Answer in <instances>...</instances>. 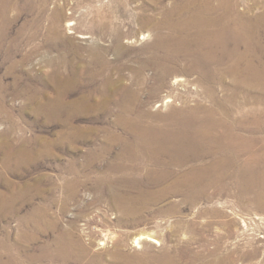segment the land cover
<instances>
[{
  "label": "rangeland",
  "instance_id": "rangeland-1",
  "mask_svg": "<svg viewBox=\"0 0 264 264\" xmlns=\"http://www.w3.org/2000/svg\"><path fill=\"white\" fill-rule=\"evenodd\" d=\"M0 264H264V0H0Z\"/></svg>",
  "mask_w": 264,
  "mask_h": 264
},
{
  "label": "bare ground",
  "instance_id": "bare-ground-1",
  "mask_svg": "<svg viewBox=\"0 0 264 264\" xmlns=\"http://www.w3.org/2000/svg\"><path fill=\"white\" fill-rule=\"evenodd\" d=\"M227 20V19H226ZM203 21V20H202ZM209 22V21H208ZM192 23V22H191ZM204 23V22H203ZM213 23V22H212ZM212 25V24H210ZM188 26V25H187ZM203 26V25H202ZM212 27V26H211ZM215 27V26H214ZM217 27V26H216ZM177 29V28H176ZM193 30V29H192ZM205 30V29H204ZM214 30V29H213ZM171 31V30H170ZM201 31V29H200ZM216 31V30H215ZM178 32V31H176ZM199 32V31H198ZM237 33L240 35V37L238 39H236V35ZM192 35V34H191ZM210 35V34H209ZM229 35V34H228ZM226 35V33L221 31H217L215 32V39L216 42L219 44V48L224 51L227 52L228 49V43L230 42H234L236 48L234 50H231L232 52H236V58H237V63L236 66H238L240 64V62L242 61V59L246 58V56L251 55V54H255L257 55V48H258V42H256L254 40L253 37H250L248 35V29L243 26V31H237V29H234L231 35ZM212 36V35H211ZM194 39V38H193ZM196 39V38H195ZM199 39V38H198ZM207 39V38H206ZM209 39V38H208ZM175 40V39H174ZM179 40V39H178ZM177 40V41H178ZM188 40V39H187ZM166 41V40H165ZM212 41V40H211ZM201 42V41H200ZM244 42L245 47L244 49H240V43ZM165 43V42H164ZM215 43V42H214ZM161 44V43H160ZM179 44V43H178ZM166 45V44H165ZM211 45V44H210ZM173 46V45H172ZM181 46V45H180ZM205 46V45H204ZM216 48V47H215ZM159 50V49H158ZM219 50V49H218ZM220 50V51H221ZM181 51V50H180ZM172 52V51H171ZM226 54V53H225ZM167 55V54H166ZM171 56V55H170ZM221 56V55H220ZM173 57V56H171ZM167 58V57H166ZM175 58V57H174ZM172 60V59H171ZM221 60V59H220ZM223 60V59H222ZM249 60V59H248ZM169 61V60H168ZM261 61V59H260ZM248 67L252 68L255 67L253 65V63H248ZM247 70H249L248 68H246ZM254 69V68H253ZM257 69V67H256ZM161 70V69H160ZM170 70V69H169ZM167 70V72L169 71ZM251 72V71H250ZM253 72V71H252ZM170 73V72H169ZM258 73V72H257ZM263 73V72H262ZM253 75V74H252ZM252 78V77H251ZM259 78V76H258ZM257 79V78H256ZM260 81V80H259ZM255 83V82H254ZM258 83V82H257ZM171 99V98H169ZM167 100V99H166ZM170 101V100H169ZM196 110V109H195ZM195 112V111H194ZM177 114V113H176ZM215 114V113H214ZM185 115V114H184ZM209 115V114H208ZM211 115V114H210ZM214 116V115H213ZM207 117V116H206ZM178 118V117H177ZM213 118V117H212ZM209 119V117H208ZM217 119V117L215 118ZM206 120L203 123H199V118L197 117H191V118H187V119H178V120H173L172 121V129L174 130L176 129L177 132L172 133L171 135L174 137V141L172 142L171 145H173V147H169L167 146V149H172V150H196V149H201L202 146H207L209 148H216L217 150L224 152L225 154H227V157L221 159L220 160H215L214 163L210 166V167H205L202 169H199V175H204L205 177H207L208 179L214 181L215 180V175L217 173L220 174V176L222 178H224L223 176V169L227 166H229V164H231L232 162V156H234L233 158V163L235 158H239L238 156H241L244 152H245V145L243 147V143L245 140L238 138V137H234L233 136V141H227L224 142L222 140H227L228 137V132H225L221 135H218L215 133L216 130H218L221 125L216 121V120ZM239 120V119H238ZM224 121V120H222ZM227 122V121H226ZM229 124V123H228ZM226 125V124H225ZM139 126V124H138ZM233 126V125H231ZM223 127V126H222ZM225 128V127H224ZM234 128V127H233ZM142 130V129H141ZM233 131V130H232ZM217 132V131H216ZM235 134V133H234ZM231 135V134H230ZM242 137V136H241ZM148 142V141H147ZM146 143V142H145ZM166 149V148H165ZM164 149V150H165ZM247 150V149H246ZM166 151V150H165ZM173 151V152H175ZM218 151V152H219ZM140 152V150H139ZM156 152V151H155ZM154 152V153H155ZM198 152V150L196 151ZM142 153V152H140ZM200 153V152H199ZM222 153V154H224ZM158 154V153H157ZM162 154V153H161ZM154 156V154H153ZM171 157V156H170ZM255 159V158H254ZM149 161V160H148ZM173 161V160H172ZM180 162V161H179ZM147 164V163H146ZM160 166V165H159ZM161 167V166H160ZM148 168V167H147ZM230 168V167H229ZM226 169V168H225ZM157 170V169H156ZM197 172V173H198ZM229 172V170H228ZM227 174V173H226ZM218 175V174H217ZM194 179L197 177H194L193 175H191ZM219 176V177H220ZM218 177V178H219ZM200 178V177H199ZM199 180V179H198ZM202 180V179H201ZM204 180V179H203ZM192 181V180H191ZM190 181V182H191ZM217 182V181H216ZM180 183V182H179ZM142 190V189H141ZM143 196V195H142ZM126 210V209H125ZM141 238L138 239V241ZM153 241H155L154 238H152Z\"/></svg>",
  "mask_w": 264,
  "mask_h": 264
}]
</instances>
